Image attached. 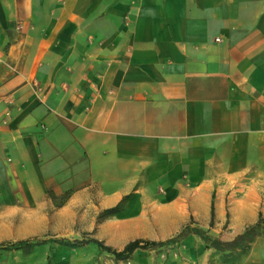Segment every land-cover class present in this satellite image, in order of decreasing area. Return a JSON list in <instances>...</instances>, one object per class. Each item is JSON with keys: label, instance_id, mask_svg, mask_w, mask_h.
<instances>
[{"label": "crops", "instance_id": "0c3cea01", "mask_svg": "<svg viewBox=\"0 0 264 264\" xmlns=\"http://www.w3.org/2000/svg\"><path fill=\"white\" fill-rule=\"evenodd\" d=\"M1 174L152 211L166 237L140 240L264 231V0H0ZM169 248L167 264H264V235Z\"/></svg>", "mask_w": 264, "mask_h": 264}, {"label": "rangeland", "instance_id": "374dc122", "mask_svg": "<svg viewBox=\"0 0 264 264\" xmlns=\"http://www.w3.org/2000/svg\"><path fill=\"white\" fill-rule=\"evenodd\" d=\"M30 182L31 179L0 175V244L22 240L56 242L23 250L0 249V264H167L173 248L138 250L127 259L119 260L92 243H57L96 239L121 251L137 239H164L166 236L149 225L152 211L148 212L146 220H140L137 214L127 221L128 218L121 219L101 209L97 195L81 196L72 205H66L71 197L68 193L77 188L71 177L60 182L65 186L63 194L56 192L60 188H50L44 194L27 193Z\"/></svg>", "mask_w": 264, "mask_h": 264}, {"label": "trees", "instance_id": "16d2710c", "mask_svg": "<svg viewBox=\"0 0 264 264\" xmlns=\"http://www.w3.org/2000/svg\"><path fill=\"white\" fill-rule=\"evenodd\" d=\"M118 212V207L107 210L109 214H116ZM263 227L260 222L248 228L242 235L238 236L235 240L231 242H222L218 238H214L207 234V232L199 229V228H191L186 227L182 230L177 236L168 239L163 242H151L137 239L135 241L129 242L121 251L115 250L109 246H106L104 242L100 240H76L74 242H65L58 241L57 243L65 245V244H73V245H87V244H95L100 250L106 251L111 255L115 256L116 259L123 260L127 259L129 256L134 254L137 250H145V251H153L164 247H173L177 243L184 240L188 235L195 234L201 238V240L205 243L208 248L214 249L219 253H226L229 251H233L236 249L246 248L256 237L260 235H264V231L261 230ZM54 240H22L8 244H0V249L5 250H23L30 249L38 246L45 245L47 243H54Z\"/></svg>", "mask_w": 264, "mask_h": 264}]
</instances>
